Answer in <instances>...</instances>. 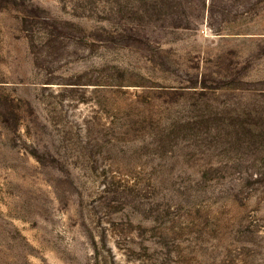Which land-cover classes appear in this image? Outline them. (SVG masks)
Returning <instances> with one entry per match:
<instances>
[{
    "label": "rangeland",
    "instance_id": "obj_1",
    "mask_svg": "<svg viewBox=\"0 0 264 264\" xmlns=\"http://www.w3.org/2000/svg\"><path fill=\"white\" fill-rule=\"evenodd\" d=\"M0 264H264V0H0Z\"/></svg>",
    "mask_w": 264,
    "mask_h": 264
}]
</instances>
